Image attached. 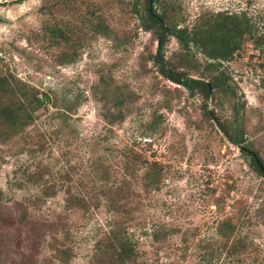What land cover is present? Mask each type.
I'll list each match as a JSON object with an SVG mask.
<instances>
[{
    "label": "rangeland",
    "instance_id": "rangeland-1",
    "mask_svg": "<svg viewBox=\"0 0 264 264\" xmlns=\"http://www.w3.org/2000/svg\"><path fill=\"white\" fill-rule=\"evenodd\" d=\"M151 6L186 32L219 14L251 25L226 61L167 37L164 68L217 83L206 97L158 73L156 33L140 25L145 0H0L10 85L0 104H15L18 90L42 101L0 138V264H120L113 224L131 241V264H264V178L217 125L230 136L240 127L242 148L264 167V0ZM109 112L121 119L109 123ZM130 152L157 163L156 188L143 186L145 165L129 176ZM16 202L50 226L39 245L17 227ZM226 218L234 228L222 238Z\"/></svg>",
    "mask_w": 264,
    "mask_h": 264
},
{
    "label": "trees",
    "instance_id": "trees-1",
    "mask_svg": "<svg viewBox=\"0 0 264 264\" xmlns=\"http://www.w3.org/2000/svg\"><path fill=\"white\" fill-rule=\"evenodd\" d=\"M154 1V0H153ZM166 17L163 10L160 13H156L152 6L148 10L147 0H145L144 21L141 22V28L145 32L155 31L156 40L159 39L158 46L155 48V54L153 61L157 65L158 73L164 79L170 83L183 87L189 94L197 91L200 95L206 97L210 90L218 87L217 83H206L201 80L186 79L181 82L183 76L175 74L172 71L166 70L162 64L163 53L162 49L167 37H172L183 48H187L188 44L194 45L202 51V53L212 61L222 60L226 61L232 52L238 47L239 41L243 34H250L251 25L244 17H236L235 15H216L215 19L209 20L201 24V27L193 29L191 32H186L184 29L176 28V26H167ZM98 33L104 35V32L96 30ZM219 62L209 63L208 67L217 68ZM10 88L6 77L0 75V90L4 91ZM15 104L11 102L1 105L0 104V138L6 137L12 134L17 129L23 128L30 123L32 114L34 111L41 107L42 101L37 98L36 95L28 94L25 91L18 90ZM108 111V110H107ZM110 113V112H109ZM104 120L109 123L113 119H121V114H117L112 117V114L103 117ZM218 125V129L222 132L226 140L233 146L237 147L241 154H246L249 157V165L260 176L263 177L257 164L252 158V154L261 164L259 157L242 148L244 142L243 132L240 127L234 129L233 136H230L223 128ZM126 169L130 170L129 176L135 172V166L139 167L145 165V171L143 173V186L150 190L156 188L158 183L159 168L154 161H148L145 158H141L139 154L130 152L125 154ZM262 165V164H261ZM110 203V202H109ZM112 207V206H111ZM16 216L15 223L18 228L26 233V238L31 246L39 245L44 237V231L50 226L48 224L38 223L30 219L20 203H15ZM115 212L114 210H111ZM233 226L229 218L221 220L217 226V234L225 238L230 236L233 232ZM225 230V231H224ZM50 231V230H48ZM28 243V244H29ZM109 249L114 254V259L120 264H131L135 257V251L131 244L129 237L118 225L113 224V228L108 232ZM36 248V247H35ZM210 255V254H209ZM29 257L23 258L25 262ZM34 263V258L31 257ZM22 261V263H23ZM210 261H205L204 264H211Z\"/></svg>",
    "mask_w": 264,
    "mask_h": 264
},
{
    "label": "water",
    "instance_id": "water-1",
    "mask_svg": "<svg viewBox=\"0 0 264 264\" xmlns=\"http://www.w3.org/2000/svg\"><path fill=\"white\" fill-rule=\"evenodd\" d=\"M147 4H148V10H150L151 0H147ZM158 43H159V39L156 40L155 47L158 46ZM186 79H188V77H186V76L182 77L181 78V82L185 81ZM251 156L254 159L255 163L257 164V166H258L259 170L261 171L262 175L264 176V167L258 162V160L255 158V156L253 154Z\"/></svg>",
    "mask_w": 264,
    "mask_h": 264
}]
</instances>
